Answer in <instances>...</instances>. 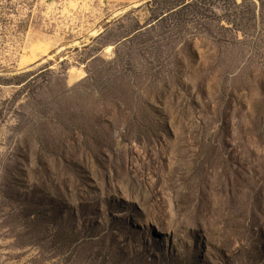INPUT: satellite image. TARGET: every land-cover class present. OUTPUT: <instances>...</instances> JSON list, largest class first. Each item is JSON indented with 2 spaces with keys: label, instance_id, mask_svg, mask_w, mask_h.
<instances>
[{
  "label": "rangeland",
  "instance_id": "374dc122",
  "mask_svg": "<svg viewBox=\"0 0 264 264\" xmlns=\"http://www.w3.org/2000/svg\"><path fill=\"white\" fill-rule=\"evenodd\" d=\"M0 264H264V0H0Z\"/></svg>",
  "mask_w": 264,
  "mask_h": 264
}]
</instances>
